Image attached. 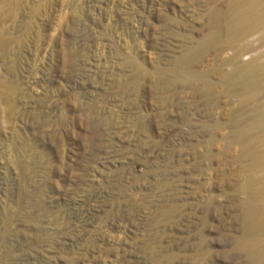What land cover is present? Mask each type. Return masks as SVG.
Wrapping results in <instances>:
<instances>
[{"label":"rangeland","instance_id":"rangeland-1","mask_svg":"<svg viewBox=\"0 0 264 264\" xmlns=\"http://www.w3.org/2000/svg\"><path fill=\"white\" fill-rule=\"evenodd\" d=\"M227 13L0 0V264H264V81L238 71L264 39L233 59Z\"/></svg>","mask_w":264,"mask_h":264},{"label":"bare ground","instance_id":"bare-ground-1","mask_svg":"<svg viewBox=\"0 0 264 264\" xmlns=\"http://www.w3.org/2000/svg\"><path fill=\"white\" fill-rule=\"evenodd\" d=\"M241 2L243 3V6H246L244 0H228V15L225 17L216 15L215 17V20H218V22L221 19H224L225 23L228 25L225 27V30L229 39L227 38L228 40L220 46V49H232L234 52L233 59L242 57L249 48L248 43L247 45L232 46L234 41H246L249 37L255 34H260L264 39V0H257L254 3L248 4L249 6L243 8L244 10H241ZM198 58L199 56L197 55V57H194L193 59ZM238 71L248 78L253 79L255 85L264 81V66L252 68L249 65H243L240 66ZM255 96L256 95H253L252 98ZM249 230H251V228H249Z\"/></svg>","mask_w":264,"mask_h":264}]
</instances>
